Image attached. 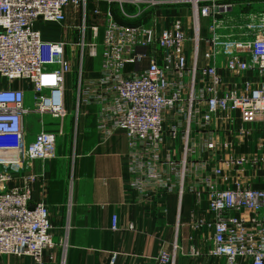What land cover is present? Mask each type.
<instances>
[{"label": "built area", "instance_id": "built-area-1", "mask_svg": "<svg viewBox=\"0 0 264 264\" xmlns=\"http://www.w3.org/2000/svg\"><path fill=\"white\" fill-rule=\"evenodd\" d=\"M231 1L249 5L260 2L262 8L258 15L250 13L242 22L228 20L225 14ZM102 2L107 5L105 10L98 6ZM92 3L97 7L90 10ZM116 5L120 14L131 19L153 8L189 6L196 41L200 18L211 19L207 40L210 50L205 56L213 63L203 70L194 67L190 73L192 88L199 72L210 81L203 119L208 123L217 112H238L245 124L262 123L264 130V0H0V256L29 257L34 264H45L46 253L58 245L53 240L54 226L46 203L32 202L31 183L35 178L24 176L22 186L10 184L34 162L57 156L62 123L68 114L66 75L73 71V62L66 54L69 48H78L81 58L85 51L90 60L101 57L97 77L86 78L81 62L74 109L77 117L83 107L96 109L101 140L114 130L125 133L126 168L132 190L141 198L162 188L176 186L181 194L185 190L182 163H167L164 167L160 149L165 115L181 102V87L172 82V77L187 71L188 38L179 20L158 34L144 24L119 25L112 9ZM69 14L79 21L74 26L79 39L74 42L47 41L35 27L38 22L64 25ZM98 20L105 26L102 42ZM156 47L161 50L162 65L156 59ZM220 57L226 59V69L232 73L256 72L260 84L253 87L247 82L241 92L233 89L221 94L222 79L216 65ZM146 60L148 65L140 72L126 71L128 64L139 65ZM16 82L30 85L33 109L26 107V88L14 85ZM32 114L41 116V131L28 141L26 119ZM44 116L58 121L59 130L46 129ZM175 129L171 130L172 136L177 135ZM207 148L213 149L214 143H208ZM232 162L240 167L253 163L245 158ZM219 174L220 169L199 174L188 187L197 195L204 191L208 198L209 217L196 223L200 229L213 230L208 254L223 259L224 264H264V188L241 184L219 188L214 178ZM177 176L181 180L176 181ZM117 221L118 217L113 216V231L118 230ZM178 249L175 244L172 253L161 250L154 258L155 264H174ZM191 253L198 251L192 247ZM116 257L112 256L110 264Z\"/></svg>", "mask_w": 264, "mask_h": 264}, {"label": "crops", "instance_id": "crops-1", "mask_svg": "<svg viewBox=\"0 0 264 264\" xmlns=\"http://www.w3.org/2000/svg\"><path fill=\"white\" fill-rule=\"evenodd\" d=\"M247 5L251 4L231 1L225 18L242 22L250 13L260 11L256 5L257 10L252 8L244 12ZM101 6L103 10L106 9V3H100ZM126 9L131 11V8ZM114 18L123 26L144 24L155 28L157 34L176 20L182 23L188 38L185 45L187 71L182 76L172 77V82L181 87V102L165 115L160 157L164 167L167 163H182L180 172H186L185 190L181 194L176 186L170 190L162 188L141 198L128 181V139L125 133L114 130L106 140H101L96 125V109L82 108L77 117L73 107L74 115L71 116L72 109L69 108L66 92L68 114L63 120V135L60 138L67 139L69 144L61 146L63 150L57 153L56 158L34 162L10 186L24 185V176L35 178L31 183L32 202L46 203L54 226L53 240L58 244L46 253L45 264H110L114 254L117 256L114 264H155L154 258L159 252L165 250L172 253L175 244L179 249L174 264H224L223 259L212 258L208 254L213 230L196 226L201 218L209 217L207 195L204 191L197 195L190 192L188 187L194 184L197 175L220 169L221 174L214 176L219 188L230 189L241 184L263 189L262 123L245 124L238 112H217L208 123L203 119L207 112L209 93L206 88L210 81L199 72L192 88L190 73L194 67L203 70L213 63L205 56L210 50L207 40L211 36V19L200 18L196 41L191 8L186 5L153 8L134 19L114 12ZM90 19L91 22L94 20ZM73 22L78 23V17L70 15L64 26L38 22L35 27L47 41L68 40L71 33L61 30H76ZM98 22L102 42L105 26L102 20ZM154 52L162 65L160 48L156 47ZM147 65L148 60L139 65L128 64L126 71L140 72ZM216 65L222 79L221 94L233 89L241 92L247 82L253 87L260 84V77L254 71L242 74L228 71L224 57H220ZM84 70L86 78L100 75L101 57L87 59ZM71 73L66 75V82L69 77L73 82ZM14 85L26 88L27 100L31 93L28 84L16 82ZM30 116L26 119V126L30 125ZM53 121L47 124L46 129L58 131L59 122ZM31 128V135L34 136L35 129L33 126ZM173 128H176V136L171 134ZM73 130L75 140L71 144L69 137L73 135ZM210 142L214 143L213 149L207 148ZM238 158L253 163L240 167L232 162ZM179 180L180 176H177L176 181ZM115 215L118 217L117 231L111 228ZM62 243L63 246L60 245ZM192 247L198 254L191 253ZM0 264L34 262L29 257L0 256Z\"/></svg>", "mask_w": 264, "mask_h": 264}, {"label": "rangeland", "instance_id": "rangeland-1", "mask_svg": "<svg viewBox=\"0 0 264 264\" xmlns=\"http://www.w3.org/2000/svg\"><path fill=\"white\" fill-rule=\"evenodd\" d=\"M255 4L258 7H260V10H261L262 4L260 2L259 3H255ZM256 5H253V4L250 5V6L247 5V7H244L243 11L244 12H248L249 9L250 10L252 8L253 9H256ZM98 6H100V4H98ZM94 7H97V5H94V4L93 5H90L89 6V9L92 10ZM101 8H102V6H101ZM106 8H107V5H106ZM241 8H242V6H241ZM102 9H104V8H102ZM112 9H113V12H118L119 13V8H118L117 5L116 6H113ZM234 13H236V12H234ZM259 13H260V11L257 13V15ZM257 15H256V17H257ZM76 25H77V23L73 22V26H76ZM43 27H45V26H43ZM61 31L63 33H64V31L65 32H68V33H71V35L69 37V40H71L70 42H74V41H76V40L79 39V35H78V33H77L76 30H61ZM66 54H67V57L69 59H71V61L73 62L72 63L73 64V71L71 73L72 74V80H73V82H71L70 77L68 78V80L66 82V94H67V98H68V102H69V108L72 109V111H71V116H72V115H74V109H73V107L75 108L77 94H78V92H77V88H78L77 82H78V77H79V74H80V70L82 69L81 62L82 63L84 62V67H83V70H84L85 69V62H86L87 59H90V58L87 56L88 52L86 53V51H85V54L83 55V58H81V53H80V50L78 48H77V50H75V49H72L71 50L69 48L67 50ZM90 70H91V68H90ZM28 86H29V89H30V85L29 84H28ZM30 92L31 93H29V96H28V98L26 100V107L29 108V109H33V107H34V102H33V98H32L33 97V92L31 90H30ZM83 108H87V107H83ZM29 118L31 120L30 125L27 124V126H26V132L28 133V136H29L28 141H30L33 138V135H31V134H33L32 128H31L32 126L35 129V132L34 133L37 134L39 131H41V126L39 124V120L41 119V116L38 115V114H33ZM44 121L47 124V123H49L52 120L50 119L49 116H44ZM75 129H76V126H75ZM74 130H73V135H71L69 137V141H70L71 144H74V140H75V132H74ZM67 133H68V131H67ZM68 144L69 143H68V140L67 139L65 141L64 138H60L58 140L57 153H59L61 150H63L62 149L63 147H61L62 145H68Z\"/></svg>", "mask_w": 264, "mask_h": 264}]
</instances>
